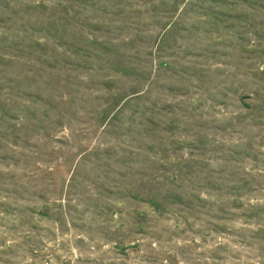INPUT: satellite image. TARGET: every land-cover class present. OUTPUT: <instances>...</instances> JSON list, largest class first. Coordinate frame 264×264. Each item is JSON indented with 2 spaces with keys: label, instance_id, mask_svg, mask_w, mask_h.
I'll return each mask as SVG.
<instances>
[{
  "label": "rangeland",
  "instance_id": "1",
  "mask_svg": "<svg viewBox=\"0 0 264 264\" xmlns=\"http://www.w3.org/2000/svg\"><path fill=\"white\" fill-rule=\"evenodd\" d=\"M0 264H264V0H0Z\"/></svg>",
  "mask_w": 264,
  "mask_h": 264
}]
</instances>
